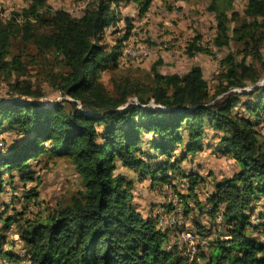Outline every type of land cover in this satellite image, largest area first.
Listing matches in <instances>:
<instances>
[{
  "label": "trees",
  "instance_id": "obj_1",
  "mask_svg": "<svg viewBox=\"0 0 264 264\" xmlns=\"http://www.w3.org/2000/svg\"><path fill=\"white\" fill-rule=\"evenodd\" d=\"M27 1L9 19L0 17V73L8 78L18 73L11 89L19 95L0 96V133L15 130L22 137L6 149L0 146V195L6 171L36 180L32 161L46 154L70 159L84 188L42 218L11 214L0 200V264H264V132L259 128L264 121V0H248L245 11L253 21L236 25L232 35L230 22L238 12L229 17L219 0H212L218 23L209 44H239L221 59L214 91L200 65L183 74H163L155 65L151 82L123 74L111 88L102 81L103 70L118 69L122 43L134 27L126 19L124 36L108 47L106 29L121 19L113 5L136 2L144 15L153 0H86L81 16L54 9L48 0ZM19 37L38 55L59 57V71L50 72L48 80L62 100L40 102L44 94L25 78L22 58L8 59L12 40ZM187 49L212 52L198 36ZM208 128L218 139L210 147L232 157L239 168L216 179L202 197L197 190H204L203 176L182 163L206 147ZM119 167L134 172L139 182L169 184L179 201L173 198L145 216L133 200L132 179ZM180 179L186 192L176 186ZM180 202H185L184 223L192 226L166 224L163 216L175 215ZM10 229L18 239L10 238ZM187 230L197 236L194 255L181 237ZM17 245L22 248L14 249Z\"/></svg>",
  "mask_w": 264,
  "mask_h": 264
},
{
  "label": "rangeland",
  "instance_id": "obj_2",
  "mask_svg": "<svg viewBox=\"0 0 264 264\" xmlns=\"http://www.w3.org/2000/svg\"><path fill=\"white\" fill-rule=\"evenodd\" d=\"M211 2L212 0H153L144 15H140L136 2L119 6L114 4L113 6L121 19L106 29L104 42L108 44L109 48L114 46L118 38L124 36L128 24L126 19H130L134 26L130 36L132 39H126V43L129 45V49L136 51L138 57L122 52L118 69L103 70L102 81L111 88L113 79L123 74L132 79L151 82L155 65L157 70L163 74H183L193 65H200L214 91L220 82L219 76L223 69L221 59L230 52H236L239 49V44L231 41L228 46L223 48L213 47L209 44L217 34L218 23L215 11L210 9ZM48 3L54 9L64 8L75 16H81L87 5L86 0H48ZM247 3L248 0H219V6L226 10L229 17L233 16L234 11L238 12V19L232 18L230 22L231 35L236 25L239 26L245 21H253L245 11ZM27 5V0H0V17L7 20L13 16L14 12L22 11ZM197 36L200 37L203 46L212 48L211 53L203 51H197L194 54L188 53V44ZM13 55L20 56L26 64L28 74L25 78L31 80L36 87L41 88L44 95L40 102L52 104L64 98L61 91L52 87L48 80L50 72L59 71V57L55 53L48 52L45 55H38L33 44L26 43L19 37L12 40L11 54L8 59H11ZM241 56L238 54L237 58L240 59ZM139 58L140 60H138ZM15 77H18V73H15L12 78L0 73V96L6 98L19 96L11 89V83ZM259 128L264 132V121L259 123ZM215 134V130L208 128L205 139L206 147L195 155H189L188 159L182 163V168L186 171L194 170L203 176L204 185L201 188L204 190H197L200 191L199 194H202V197L205 196L202 191L210 192L214 189L216 179L230 176L239 168L232 157L217 152L213 146L210 147L218 141L214 137ZM21 138L15 130L3 129L0 133V146L6 149ZM30 170L34 171L36 178H39L25 181L18 170L4 173L5 190L1 193L0 200L7 204L11 214L18 212L28 217H45L59 205L69 204L73 195L84 188L81 176L70 159L66 157H50L46 154L39 160L32 161ZM118 170L126 173L128 178L132 179L134 183L133 200L145 216L150 215L153 211L159 212L165 207V204L172 203L173 198H177V202L179 201L178 196L174 197V190L169 184L155 187L150 179L139 182L140 180L134 172L126 171L121 167ZM175 181L176 186L185 190L183 187L185 181L181 179ZM34 192L38 196H34ZM184 204L185 202H180L175 205L177 210L175 215L163 216L166 218L167 224L171 222L174 224L179 222L186 226L190 224L184 223ZM189 207L194 208V203L191 202ZM196 214L194 211L190 215ZM203 220L211 222L209 216H204ZM12 232L10 229V238L14 235ZM21 248L18 245L14 246V249L17 250Z\"/></svg>",
  "mask_w": 264,
  "mask_h": 264
},
{
  "label": "bare ground",
  "instance_id": "obj_3",
  "mask_svg": "<svg viewBox=\"0 0 264 264\" xmlns=\"http://www.w3.org/2000/svg\"><path fill=\"white\" fill-rule=\"evenodd\" d=\"M130 39H132V38H130ZM135 40V39H134ZM127 42V40L126 41H124V52H125V54H128V47H129V45L126 43ZM141 43V42H140ZM130 44V43H129ZM137 44V43H136ZM144 45V44H143ZM132 47V46H131ZM136 49V48H135ZM146 52V51H145ZM134 55V56H137V53H136V51H129V56L131 55ZM138 55H140V54H138ZM138 57V56H137ZM140 57V56H139ZM143 57V56H142ZM141 57V58H142ZM136 59V58H135ZM138 60H140V58L138 59ZM176 194V193H175ZM179 198V197H178ZM181 200V199H180ZM161 214V213H160ZM159 214V215H160ZM162 215H163V213H162ZM158 216V215H157ZM165 218V217H164ZM162 219V218H161ZM160 220V219H159ZM162 222H163V219H162ZM158 224H159V222H158ZM166 224H167V222H166ZM168 226V225H167ZM181 237L184 239V240H186V241H188L189 243H190V245H191V247H192V253L191 254H195V252L197 251V245H196V241H197V236H195L194 235V233L192 232V231H189V230H187V231H184L182 234H181ZM199 239V238H198ZM189 245V244H188ZM187 245V246H188ZM189 254H190V251H189ZM192 256V255H191ZM188 259H189V257H188ZM192 262H193V260H192ZM192 264V263H191Z\"/></svg>",
  "mask_w": 264,
  "mask_h": 264
},
{
  "label": "built area",
  "instance_id": "obj_4",
  "mask_svg": "<svg viewBox=\"0 0 264 264\" xmlns=\"http://www.w3.org/2000/svg\"><path fill=\"white\" fill-rule=\"evenodd\" d=\"M129 51H135V50H132V49L128 48V55H129ZM175 201H177V198L175 199Z\"/></svg>",
  "mask_w": 264,
  "mask_h": 264
},
{
  "label": "crops",
  "instance_id": "obj_5",
  "mask_svg": "<svg viewBox=\"0 0 264 264\" xmlns=\"http://www.w3.org/2000/svg\"><path fill=\"white\" fill-rule=\"evenodd\" d=\"M13 236H14V238L17 236V238H15V239H18V235L17 234H14Z\"/></svg>",
  "mask_w": 264,
  "mask_h": 264
}]
</instances>
